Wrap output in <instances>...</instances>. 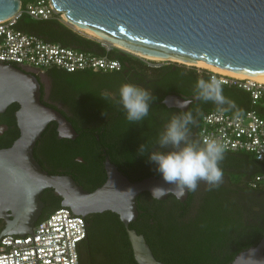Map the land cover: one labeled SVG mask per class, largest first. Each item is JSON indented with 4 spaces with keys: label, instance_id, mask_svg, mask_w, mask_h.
Wrapping results in <instances>:
<instances>
[{
    "label": "water",
    "instance_id": "95a60500",
    "mask_svg": "<svg viewBox=\"0 0 264 264\" xmlns=\"http://www.w3.org/2000/svg\"><path fill=\"white\" fill-rule=\"evenodd\" d=\"M61 12L64 24L93 31L97 40L111 47L122 45L145 55L178 58L237 74L264 78V0H50ZM22 10L21 0H0V20ZM134 55L130 51H123ZM138 56V55H135ZM42 83L34 73L0 62V113L18 103L19 136L11 146L0 148V238L24 236L33 231L42 215L40 196L53 189L62 207L76 215L111 211L124 223L138 264H164L155 257L143 234L130 228L138 215L137 198L153 189L165 190L161 174L130 180L105 160L107 179L87 191L71 175L51 174L34 155L35 146L51 122L60 138L75 139L78 132L58 107L43 99ZM194 96L171 93L164 103L187 110ZM185 107H179L180 104ZM8 129L0 126V134ZM172 194L157 192L163 201ZM178 198V194H172ZM189 197L187 192L180 201ZM1 240V239H0ZM228 264H264V235L257 245L241 251Z\"/></svg>",
    "mask_w": 264,
    "mask_h": 264
},
{
    "label": "trees",
    "instance_id": "16d2710c",
    "mask_svg": "<svg viewBox=\"0 0 264 264\" xmlns=\"http://www.w3.org/2000/svg\"><path fill=\"white\" fill-rule=\"evenodd\" d=\"M22 10L29 4L41 0H21ZM24 32L36 34L46 41L60 43L65 47L92 52L99 56H109L121 62L122 66L132 64L133 68L143 71L148 67L144 59L112 47L109 50L101 41L90 38L75 31L60 20L56 14L48 19H33L23 11L15 26ZM154 63V62H153ZM138 64L143 65L138 66ZM162 85L164 96L178 93L187 97L194 96V88L198 79L207 80L213 72L184 65L169 63L163 66ZM47 72L61 75L86 77L92 87L85 91L74 90L67 96H62L58 90L56 99L68 108L66 117L72 122L78 132L75 139L60 138L57 123L51 122L38 144L42 141V159L34 149V155L43 169L51 174L71 175L76 182L87 191H94L103 185L107 179L106 172L100 162L98 138L107 142V115L118 107V99H112L104 90L110 83L112 72L94 71L91 69L68 72L53 67ZM147 73V72H146ZM119 74V73H118ZM42 87V86H41ZM42 92L44 89L42 87ZM223 95L234 102L235 107L223 106L231 113H242L255 110L264 118V96L253 104L248 91L237 86L224 85ZM50 105V104H49ZM218 108L215 104L194 101L188 111H191L196 125L191 126L193 140H200L198 129L204 113ZM18 103L11 104L4 113H0V126L7 124L8 129L0 134V148L11 146L19 136L16 122ZM107 112V115L104 113ZM64 113V112H63ZM105 128V135L91 132ZM127 125V124H126ZM37 147V146H35ZM78 157L83 162L77 161ZM103 158V157H102ZM137 169L143 167V175L128 176L132 181L142 180L151 173L145 172L147 159L138 163ZM224 172L223 183L212 190L196 194L189 192L185 202L170 194L166 200L153 198L149 192H143L138 197L137 206L143 225L132 223L130 227L142 233L149 243L155 257L164 264H228L243 250L257 245L264 235V184L253 188L250 182L259 174H264V163L253 154L246 152H225V158L220 164ZM77 171V173H72ZM41 194L44 203H50V208L41 218L54 210L61 208L62 198L53 189H46ZM143 198V203L139 199ZM87 236L79 245L81 264H138L135 260L131 242L124 223L119 215L111 211L94 213L85 218ZM0 225V231L3 229Z\"/></svg>",
    "mask_w": 264,
    "mask_h": 264
},
{
    "label": "built area",
    "instance_id": "2783aa9c",
    "mask_svg": "<svg viewBox=\"0 0 264 264\" xmlns=\"http://www.w3.org/2000/svg\"><path fill=\"white\" fill-rule=\"evenodd\" d=\"M23 11L35 19H48L61 12L50 0L29 4L25 10L11 18L0 20V62L14 65L27 72L43 75L57 67L68 72L91 69L110 72L119 70L121 62L109 56L65 47L15 27ZM108 50L111 46L102 42ZM146 62L153 63L144 59ZM226 81L225 85L237 86L248 91L253 104L264 96V83L253 78H239L221 73L211 76ZM218 139L226 144V151L253 154L264 163V118L255 110L231 113L216 108L201 118L197 133ZM264 184V174L250 182L253 188ZM87 236L85 217L76 215L69 207H61L40 218L31 233L24 236L8 234L0 238V264H81L79 245Z\"/></svg>",
    "mask_w": 264,
    "mask_h": 264
},
{
    "label": "clouds",
    "instance_id": "9594fccd",
    "mask_svg": "<svg viewBox=\"0 0 264 264\" xmlns=\"http://www.w3.org/2000/svg\"><path fill=\"white\" fill-rule=\"evenodd\" d=\"M226 81L210 76L207 80L198 79L194 88V99L203 103L211 102L223 109L235 107L234 102L223 95ZM118 104L126 112L130 123L142 122L148 115L154 97L150 90L141 86L124 83L119 89ZM179 107H185L182 103ZM107 115V112L104 113ZM191 126L196 120L191 111L174 114L159 134L156 150H149L147 144H142L139 154L149 153V162L155 163L157 171L163 180L173 187L153 189V198L157 192L178 194L182 198L187 192H195L199 182L204 181L208 190L218 188L223 183L224 172L220 164L225 158L226 144L218 139L205 137L203 140H193Z\"/></svg>",
    "mask_w": 264,
    "mask_h": 264
},
{
    "label": "flooded vegetation",
    "instance_id": "af4514ba",
    "mask_svg": "<svg viewBox=\"0 0 264 264\" xmlns=\"http://www.w3.org/2000/svg\"><path fill=\"white\" fill-rule=\"evenodd\" d=\"M164 65L165 63H148L149 68L147 69L144 68L143 65L138 64V66H141V68L143 67L142 71L139 68H133L132 64L128 63L126 64V66L121 65L119 72H113L117 73L116 75L114 74L109 76L110 83L107 85L108 88L104 90V92L108 93L109 96L114 100L118 99L119 101V89L124 83H132L148 89L151 91L152 95L156 97V99L150 106L149 115L139 123H130L126 119V112L121 105H119L118 107H113V109L109 112L106 120V122L108 123L107 130L109 133L107 142H105V140L99 137V134H97V148L102 154L103 158L101 157L100 162L103 165L105 172V160L106 157H108L110 161L114 163L123 174H125V176H141L143 175V167L137 169L136 165L138 163H142L143 159H147L148 167L145 169V172L151 173V175L149 176H159L160 173L157 171L158 166L153 162H149L148 160L150 152L145 153L144 155H140V146L142 144H147L149 146V150H156L159 134L164 130L165 126L170 121L172 116L181 112H187L188 110L187 109L183 111L175 106H168L164 103V98L168 95L167 94L164 96L165 89L162 85L163 83L161 75L164 73ZM48 74L49 73L47 72L43 75L36 76L42 83L43 79L49 78ZM44 96L45 94L43 92V99L45 98ZM64 107L66 110L63 109L62 112H64L65 114V112L68 111V108L66 106ZM96 127L97 126L93 125L91 127L93 129H91L90 133L100 132L101 135H105V128L96 129ZM42 144L43 143L41 141L40 144L35 147L37 153L41 156V159L43 149V147H41ZM77 161L83 162L84 160L82 157H78ZM44 166L45 164H43L42 168ZM72 173H77V171H72ZM207 188L208 185L206 184V182H204V186L202 185V187L199 184L196 190V194L201 193V191L204 192ZM42 196H44L43 192ZM139 202L143 203V198L139 199ZM42 208V214H44L47 210H49L50 203H44V206ZM90 215L91 214L86 215L85 218ZM132 223L143 225V220L140 218V212L138 217L134 221H132L131 224ZM0 225H5L3 220L0 221Z\"/></svg>",
    "mask_w": 264,
    "mask_h": 264
},
{
    "label": "rangeland",
    "instance_id": "374dc122",
    "mask_svg": "<svg viewBox=\"0 0 264 264\" xmlns=\"http://www.w3.org/2000/svg\"><path fill=\"white\" fill-rule=\"evenodd\" d=\"M73 29H75V28H73ZM75 31H78L79 33L86 35L90 38L97 39L96 37L90 35L89 33L85 32L82 29L81 30L75 29ZM137 57H139V56H137ZM140 58L145 59L142 56H140ZM147 60L154 62V63H165V64L177 63L180 65H184L186 68L194 67V68L198 69L199 71L207 70V71H211V72L215 73V71L210 70L208 68L200 67L197 65H190L188 63L180 62V61H172V60L171 61H164V60L163 61H156V60H149V59H147ZM48 77L49 78L42 80V84L44 87V94H45L44 99L50 105H52L54 107H58L61 110L65 109V107L61 101L59 102L58 100H55L56 94H58V92L56 91L57 88L63 94L62 96H64V95L67 96L70 92L72 93L74 90L85 91V90L89 89L90 87H92L91 86L92 83L84 76L77 77V76L61 75V74H57V73H54V74L49 73ZM199 184L201 187H202V185L204 186V181L199 182ZM3 227H4V225H3Z\"/></svg>",
    "mask_w": 264,
    "mask_h": 264
},
{
    "label": "bare ground",
    "instance_id": "6f19581e",
    "mask_svg": "<svg viewBox=\"0 0 264 264\" xmlns=\"http://www.w3.org/2000/svg\"><path fill=\"white\" fill-rule=\"evenodd\" d=\"M75 29H79L81 30L82 28H79V27H73ZM84 30L85 32L89 33L90 35L94 36V37H98L93 31L89 30V29H82ZM106 44V42H105ZM108 45V44H107ZM110 46V45H109ZM117 47H119V49L121 50H127V51H130L132 53H134V55H138L139 57L142 56L143 58L145 59H149V60H156V61H180V62H185V63H188L190 65H197V66H200V67H205V68H208L210 70H213L215 71L216 73H222V74H225V75H230V76H233V77H239V78H253L257 81H259L260 83H264V78H260V77H254V76H249V75H243V74H237V73H231V72H225V71H221V70H218V69H215V68H212V67H209L205 64H199V63H193V62H188V61H185V60H181V59H178V58H163V57H158V56H151V55H145V54H142L140 52H136V51H133V50H130L128 48H125L124 46L122 45H116Z\"/></svg>",
    "mask_w": 264,
    "mask_h": 264
}]
</instances>
